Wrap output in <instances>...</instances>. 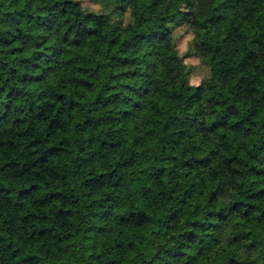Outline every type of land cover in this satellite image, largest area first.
<instances>
[{
    "label": "clouds",
    "instance_id": "clouds-1",
    "mask_svg": "<svg viewBox=\"0 0 264 264\" xmlns=\"http://www.w3.org/2000/svg\"><path fill=\"white\" fill-rule=\"evenodd\" d=\"M261 189L264 0H0V264H264Z\"/></svg>",
    "mask_w": 264,
    "mask_h": 264
},
{
    "label": "trees",
    "instance_id": "trees-1",
    "mask_svg": "<svg viewBox=\"0 0 264 264\" xmlns=\"http://www.w3.org/2000/svg\"><path fill=\"white\" fill-rule=\"evenodd\" d=\"M14 51H15V50H14ZM19 51L22 52L23 50L21 49V50H19ZM42 54H43V53H41V55H42ZM53 55H54V56H59V55H60V51H59V50L54 51V52H53ZM13 71H15V70H13ZM76 78H77V79H80V77H76ZM39 80H40L39 77H34L32 80L27 81V82H29V83H38ZM19 94H20V93L17 91V92H16V96H19ZM8 96H9V97H13V92H9V93H8ZM98 99H99V98H97V100H98ZM160 103L163 104L164 101L161 100ZM5 107H6L5 115L7 116V114L11 111V100L9 101V104L6 105ZM38 115H41V114H38ZM53 123L56 125V127L59 126L57 122H53ZM85 124L88 125V124H90V122L86 120V121H85ZM50 127H52V125H50ZM49 152H50V154H53L54 150H53V149H49ZM260 174H261L260 171H257V172L255 173V175H260ZM33 187H35V185H33ZM261 191H264V189H261ZM42 231H43V230H42ZM234 239H236V237H234Z\"/></svg>",
    "mask_w": 264,
    "mask_h": 264
},
{
    "label": "rangeland",
    "instance_id": "rangeland-1",
    "mask_svg": "<svg viewBox=\"0 0 264 264\" xmlns=\"http://www.w3.org/2000/svg\"><path fill=\"white\" fill-rule=\"evenodd\" d=\"M255 34V31L253 32V35ZM257 67H259V65H257Z\"/></svg>",
    "mask_w": 264,
    "mask_h": 264
}]
</instances>
